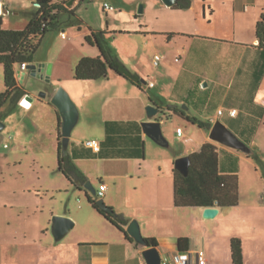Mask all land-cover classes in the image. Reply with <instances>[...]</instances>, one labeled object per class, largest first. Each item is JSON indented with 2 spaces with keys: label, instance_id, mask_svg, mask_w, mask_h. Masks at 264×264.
<instances>
[{
  "label": "rangeland",
  "instance_id": "rangeland-1",
  "mask_svg": "<svg viewBox=\"0 0 264 264\" xmlns=\"http://www.w3.org/2000/svg\"><path fill=\"white\" fill-rule=\"evenodd\" d=\"M7 1L4 0L5 5ZM150 2L151 0H85L78 8L76 17H71L70 20L68 15H63L61 25L43 37L35 54V64L53 66L49 81L34 77L27 72L22 87L34 101L30 102L26 98L10 100L0 112V120L6 125L0 133V264H3L2 248L6 241L5 234L9 231L13 233L19 227L38 226L34 219L29 220V223L22 221L18 224L19 216L28 213L33 218L35 216L33 212L36 211V215L41 216L42 224H45L52 212H65L66 209H75L79 205L88 204L87 195L96 199L95 195L84 188L82 192L71 188L66 177L59 171L57 116L50 103L52 95L61 87L69 93V88L72 89L73 85L81 86L78 90L81 94L90 91L86 86H93L94 83L86 85L89 83L77 82L74 79L75 63L82 59V56L99 54L96 47H91L86 42L91 29L108 32L103 35L107 50L113 56L120 58L132 71L139 69L143 73V79L153 80L158 84L155 89H147V94H140V98L146 106V111L151 101L149 95L157 106L161 107L156 119L164 121L163 133L170 146L162 147L151 139H147L149 145L154 144L160 154H151L154 150L150 146L147 150L149 156L152 155L160 160L165 168L167 164L164 158H171L170 167L172 168L177 160L175 155L183 148L182 138L177 136L179 129H182L186 138L201 140L205 134L210 135L209 130H202L198 125H193L180 116L170 115L168 108L172 103L187 114L205 123H211L212 126L219 110H222L225 116L220 117L218 121L228 126L234 125L230 120L229 108L235 107L240 110V115L234 118V121L246 129L248 135H251L256 122L244 118L243 113L245 106H251L249 102L248 104L245 102L249 96L237 93L236 85L233 86L234 80L228 86L232 73L237 67L239 59L237 57L241 53L213 50L208 47L209 45L204 44L186 43L182 37L168 43L166 36L151 38L120 33V29H130L134 27L133 25L140 22L146 23L152 19L148 13L147 15L144 12L139 13L141 6L145 11V6ZM36 3L37 0H10L9 13L2 15L3 27L14 30L25 29L38 12L39 7ZM105 3L113 6L117 11L108 14L104 10ZM129 13L137 14L138 20L135 21L134 15L130 16ZM219 18V15L216 16V20ZM63 31L67 34L65 39L61 35ZM183 45H186L189 50L187 56L180 52ZM157 55L162 57L159 67L154 63ZM217 56L219 58L217 64L208 62L209 57ZM217 75L220 78H217ZM216 80L221 81L222 84L220 82L218 84ZM4 91V67L0 64V93ZM44 92L48 95L46 98L40 96ZM98 95H91L96 99L91 105L94 107L83 110L70 94L80 112L79 123L73 130V138L79 145L93 137L103 136L104 130L97 127L98 120L94 122V118L103 115L102 106L114 105L112 99L103 102L106 97ZM115 95L119 97L118 100L122 106H137L127 92L120 91L119 94L108 97L113 98ZM238 137L249 147V150L236 151L221 145L219 152L222 171L239 175L241 206L255 215L264 216V209L260 208L264 203V136L260 134L252 144ZM116 162L82 161L79 164L89 175L93 186L99 189L102 178L114 187L109 176L117 175L125 164L118 165ZM53 187H58V191L53 192L51 190ZM113 197L119 204L125 203L123 194ZM102 199L106 204L107 201L108 203L111 201L109 196ZM82 232L80 227H75L64 240H70L75 234L80 235ZM16 241H22V238ZM24 241L22 245L30 250L39 249L40 241L41 248H44L51 239L39 237L37 233H33ZM20 245L16 243L14 246ZM40 258L50 259L48 254L38 253L37 256H30L28 260L36 261Z\"/></svg>",
  "mask_w": 264,
  "mask_h": 264
},
{
  "label": "crops",
  "instance_id": "crops-1",
  "mask_svg": "<svg viewBox=\"0 0 264 264\" xmlns=\"http://www.w3.org/2000/svg\"><path fill=\"white\" fill-rule=\"evenodd\" d=\"M50 1L58 3L69 0ZM83 2L85 0H72V5H67V7L77 12ZM1 3L4 5L3 11L10 10V0L7 1L6 5L4 0ZM36 6L39 7L37 3ZM116 11L117 9L114 8L113 11L106 12L109 14ZM143 12L145 15L150 14L152 19L146 23L140 22L133 25L134 27L130 29H120V33L125 32L122 34L142 35L151 38L166 36L168 43L177 41V38L182 37L186 43L204 44L205 46L209 45L208 47L213 50L221 49V51L241 53L237 57L239 58L237 67L232 73V79H230L228 86L234 80L233 86L236 85L237 93L249 96L245 102L246 104L249 102L251 106L244 107V118L251 119L254 123L256 122V125L252 128L251 135H248L247 130L234 121V118L240 115V110L231 107L229 110H237L238 115L236 117L230 116L234 125L228 126L226 124V126L249 144L254 143L260 134L264 136V50L260 48V40L257 36V26L264 13V0H192L191 7L188 9H177L176 6L169 7L163 0H151ZM2 15L5 14L2 13L0 16ZM128 15H134L135 21L138 20L137 14L129 13ZM218 15L220 18L216 20ZM3 28L14 30L8 27ZM113 32L116 33L117 31ZM180 52L187 56L189 50L186 45H183ZM97 56L99 54L90 57ZM83 57L85 56L81 58ZM218 60L217 56L209 57V61H207L214 65L218 63ZM78 62L75 63V67ZM134 70L143 79V73L139 69ZM19 71H21L20 68L17 70V78L21 84ZM217 78L220 76L217 75ZM219 80H216L217 83L222 84ZM77 82L89 83L86 85L94 83L93 86H86L90 90L89 92L86 91L89 98L85 95L86 93H79L78 90L81 86L73 85L72 89L69 88V93L83 110L94 107L91 106L96 101L94 96H91L93 94L106 97L103 102L112 99L114 105L102 106L104 108L103 115L94 118V122L98 120L97 127L103 129L104 133L103 136L98 133L100 137H93L88 141H98L101 144L100 152L93 151L85 143L77 144L73 134L68 150L77 167L86 174L89 182L90 177L79 162L117 161L118 165L125 163L117 175L109 176L114 187L106 183L104 178L100 180V185L104 183L108 187L104 196L105 199L108 196L111 198L109 203L107 201L108 206L125 215L131 222L138 220L144 238L156 239L157 248L162 258L171 257L180 252L179 240L184 238L187 240L184 243L187 252H204L205 264H234L232 240L239 239L243 249V264H264V216L255 215L249 209L243 208L241 199L236 207L216 205L215 207L219 208V214L213 219L204 217L205 208L176 207L175 163L171 168V158L166 157L164 158L167 164L165 168L160 160L155 159L152 155L149 156L148 146L154 150L151 154L155 155L159 152L154 144L149 145L147 139L151 138L144 133L141 123L148 121L149 118L140 94H147V89L157 88L156 82L149 79L145 80L146 88L143 91L113 71H110L108 77L103 80ZM151 83L153 87L150 86ZM162 84L164 86V81ZM175 89L176 87L174 91ZM120 91H125L132 96V100H135L137 106H122L118 96H113L114 99L108 97L116 93L119 94ZM149 98L150 104L157 106L150 95ZM170 106H176V104L172 103ZM54 109L58 126L57 109L55 107ZM168 111L171 113L170 115H175L170 110ZM93 113L96 114L95 111ZM187 115L195 117L190 114ZM222 116H225V113ZM222 116L215 115L213 122H217ZM154 120L160 121L163 129L164 121ZM177 136L183 141V148L175 155L177 159L200 152L206 143L215 144L218 152L222 145L212 141L208 134H205L201 140L186 138L184 133L179 136L177 132ZM219 167L221 174L235 175L224 173L221 163H219ZM70 187L74 188L71 183ZM83 188L85 189L82 187V190L78 191L82 192ZM51 190L53 192L58 191V187H53ZM120 193L125 196L124 204H119L113 197ZM29 195L33 194L29 193ZM260 208L264 209V203ZM253 209L255 208L253 207ZM33 213L35 214L33 218L28 213L19 216L18 224L22 221L29 223V220L34 219L38 226L19 227L13 232L14 234L11 231L5 234L6 241L2 248L3 264H147L143 255L146 247H139L135 240V242L129 241L123 232L97 212L89 202L79 205L75 209H66L65 212H52L49 220L47 219V224H42L41 216L36 215V211ZM54 214L71 218L75 222V227L81 228L82 234H75L70 240H64L70 231L62 240L57 241L53 233L51 219ZM33 233H37L39 237L42 236L46 239L50 237L51 242L41 248L40 241L39 249L28 250L27 246H23L24 239ZM20 238L22 241L17 242L16 240H20ZM16 243L21 245L14 246ZM38 253L48 254L50 259L28 260L30 256H37Z\"/></svg>",
  "mask_w": 264,
  "mask_h": 264
},
{
  "label": "trees",
  "instance_id": "trees-1",
  "mask_svg": "<svg viewBox=\"0 0 264 264\" xmlns=\"http://www.w3.org/2000/svg\"><path fill=\"white\" fill-rule=\"evenodd\" d=\"M38 12L31 19L25 29L7 30L3 28L2 16H0V64L4 67L5 91L0 93V112L11 100L24 99L28 93L17 78V70L23 64H33L35 54L43 37L52 29L61 25L63 15L76 17V11L70 10L67 5H72V0L53 3L50 0H38ZM192 0H180L177 9H188ZM105 32L90 30L86 42L99 50L97 57H83L75 67L74 79L77 81H99L106 79L110 71L135 85L140 90H145L146 82L136 72L132 71L120 58L113 56L105 47L103 35ZM257 36L260 40V48L264 50V13L257 26ZM159 109L161 107L157 106ZM175 115L188 120L201 129H212L211 123H205L197 117H191L177 106H169ZM58 115V164L59 171L77 190H82L89 179L77 167L69 151H64L62 144V119ZM191 164L188 173L184 175L178 169H174V192L176 207H236L240 203V181L238 175H225L220 172V156L218 148L213 143L203 145L200 152L190 156ZM87 195L88 202L110 223L123 232L126 238L135 242L127 233L126 228L131 223L125 215L116 212L109 206L110 211L102 210L97 202L100 200ZM147 247H157L155 238H145ZM186 239L179 240L180 252H187L184 243ZM139 247H145L137 244ZM232 257L234 264H243V249L239 239L232 240Z\"/></svg>",
  "mask_w": 264,
  "mask_h": 264
},
{
  "label": "water",
  "instance_id": "water-1",
  "mask_svg": "<svg viewBox=\"0 0 264 264\" xmlns=\"http://www.w3.org/2000/svg\"><path fill=\"white\" fill-rule=\"evenodd\" d=\"M163 2L169 6H176L180 0H163ZM38 5V4H37ZM39 6V5H38ZM8 14L9 11L1 9L0 4V15ZM139 13H143V6H141ZM53 66L46 65H37L35 63L27 65L26 71H19L21 76V84L23 83L27 72H29L34 77L40 79H46L49 81L52 74ZM42 98H46L47 93H41ZM28 101L33 102L34 100L30 97L29 94L25 97ZM50 103L57 109L61 119H62V144L64 151L69 150L70 140L73 134V130L79 123L80 112L75 104L74 100L70 94L63 88H59L57 92L52 96ZM160 109L150 104L147 106V115L149 120L142 123L144 133L151 138L156 144L168 148L170 146L169 141L166 139L162 129V123L160 121L154 120L159 115ZM6 128V125L3 121L0 120V133ZM210 138L214 142H218L229 148L238 150V151H248L249 147L239 139V137L231 131L224 123L217 121L214 123ZM191 164V159L189 156L182 157L176 160L175 167L181 173L186 175L188 173L189 167ZM85 189L88 192H91L93 195L97 194V189L93 186L91 182H88L85 186ZM98 206L102 210L110 211L109 206L105 203L103 199H100L97 202ZM219 214L218 207H209L205 208L204 217L206 219H213ZM53 223V233L57 241L62 240L74 227L75 222L67 217L55 215L52 217ZM127 233L140 245L145 246L146 249L143 252V255L147 261V264H161L162 256L157 247H147V242L142 234L141 226L138 221H132L128 228Z\"/></svg>",
  "mask_w": 264,
  "mask_h": 264
},
{
  "label": "built area",
  "instance_id": "built-area-1",
  "mask_svg": "<svg viewBox=\"0 0 264 264\" xmlns=\"http://www.w3.org/2000/svg\"><path fill=\"white\" fill-rule=\"evenodd\" d=\"M2 0H0V4H1V9L3 11L4 5L1 3ZM105 10L107 12L109 11H113L114 7H112L109 4H105ZM62 37L65 39L67 38V34L66 32H62L61 33ZM162 61V57L160 55H157L155 57V66H159L161 64ZM27 68V64H23L20 67L21 71H26ZM151 87H153V84H150ZM230 116L231 117H236L238 115L237 110H230ZM224 114V112L222 110H220L218 112L219 116H222ZM178 134L179 136L183 135V131L182 129L178 130ZM85 145L92 149L95 152H100L101 150V144L96 141V140H89L87 142H85ZM108 187L106 184L102 183L99 187V189L97 190V196L99 199H102L105 196V193L107 191ZM161 264H205V254L204 252L201 251H197V252H178L176 254H174L171 257H164L162 258Z\"/></svg>",
  "mask_w": 264,
  "mask_h": 264
}]
</instances>
